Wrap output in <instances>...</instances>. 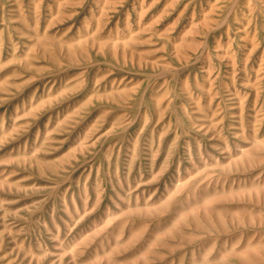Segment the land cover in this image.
Listing matches in <instances>:
<instances>
[{
	"label": "rangeland",
	"instance_id": "1",
	"mask_svg": "<svg viewBox=\"0 0 264 264\" xmlns=\"http://www.w3.org/2000/svg\"><path fill=\"white\" fill-rule=\"evenodd\" d=\"M0 264H264V0H0Z\"/></svg>",
	"mask_w": 264,
	"mask_h": 264
}]
</instances>
